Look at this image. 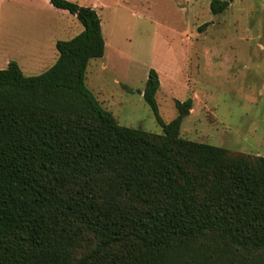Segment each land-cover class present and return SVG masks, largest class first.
I'll return each instance as SVG.
<instances>
[{"label":"trees","instance_id":"obj_1","mask_svg":"<svg viewBox=\"0 0 264 264\" xmlns=\"http://www.w3.org/2000/svg\"><path fill=\"white\" fill-rule=\"evenodd\" d=\"M49 2L84 30L41 75L0 69V264H264V157L183 139L193 101L164 123L153 69L142 95L163 134L119 125L86 86L99 15Z\"/></svg>","mask_w":264,"mask_h":264},{"label":"rangeland","instance_id":"obj_2","mask_svg":"<svg viewBox=\"0 0 264 264\" xmlns=\"http://www.w3.org/2000/svg\"><path fill=\"white\" fill-rule=\"evenodd\" d=\"M15 1L0 0V69L14 61L38 76L57 61L56 42L84 28L48 0ZM68 1L97 8L106 50L89 62L86 86L119 125L163 134L142 95L153 69L164 123L175 101H193L183 139L264 157V0H234L218 15L212 0Z\"/></svg>","mask_w":264,"mask_h":264},{"label":"crops","instance_id":"obj_3","mask_svg":"<svg viewBox=\"0 0 264 264\" xmlns=\"http://www.w3.org/2000/svg\"><path fill=\"white\" fill-rule=\"evenodd\" d=\"M15 1V0H14ZM33 0H16L15 2L16 3H28V2H32ZM49 1V0H48ZM76 3V2H75ZM49 4H50V2H49ZM51 5V4H50ZM54 8V7H53ZM91 8H93V9H97V8H94V7H91ZM2 10V9H1ZM58 10V9H57ZM63 15H66L65 13H63ZM71 15V14H70ZM68 16V15H67ZM76 18V17H75Z\"/></svg>","mask_w":264,"mask_h":264}]
</instances>
